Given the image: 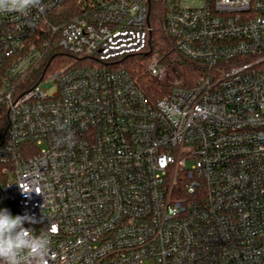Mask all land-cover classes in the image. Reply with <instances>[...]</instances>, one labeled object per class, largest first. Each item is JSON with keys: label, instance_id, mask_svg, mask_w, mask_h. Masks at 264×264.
Returning a JSON list of instances; mask_svg holds the SVG:
<instances>
[{"label": "built area", "instance_id": "built-area-1", "mask_svg": "<svg viewBox=\"0 0 264 264\" xmlns=\"http://www.w3.org/2000/svg\"><path fill=\"white\" fill-rule=\"evenodd\" d=\"M157 26L199 73L150 51L153 99L123 59ZM4 119L0 209L50 236L49 264H264V0L0 12Z\"/></svg>", "mask_w": 264, "mask_h": 264}, {"label": "clouds", "instance_id": "clouds-1", "mask_svg": "<svg viewBox=\"0 0 264 264\" xmlns=\"http://www.w3.org/2000/svg\"><path fill=\"white\" fill-rule=\"evenodd\" d=\"M41 2L0 0V12L27 15L31 9H39ZM26 222L31 223L26 215L14 216L7 208L0 209V264H49L50 236L24 227Z\"/></svg>", "mask_w": 264, "mask_h": 264}, {"label": "trees", "instance_id": "trees-1", "mask_svg": "<svg viewBox=\"0 0 264 264\" xmlns=\"http://www.w3.org/2000/svg\"><path fill=\"white\" fill-rule=\"evenodd\" d=\"M165 39L163 34H161L160 30L153 31L151 33V43L148 50L141 55L132 54L128 55L123 59V65L128 70V72L132 75V77L137 81V83L141 86V88L145 91V93L155 99L157 97L164 96L168 89L159 81H157L154 77L150 75L147 69V57L149 56L148 53L150 51H159L160 53L163 52V50L168 49L165 43ZM173 53H167L166 59L169 61H173L172 55ZM49 57L47 61L56 60H65L68 58L65 55H68L67 52H65L61 47L58 46L56 42L52 43L51 51L49 52ZM179 71L180 77L183 79V82L185 85L192 83V77L195 76V74L199 73V68L195 66L194 64H191L190 62L182 59L181 57L175 56V59L173 61ZM51 67V64L47 65V68L45 71H48ZM39 71V70H38ZM39 73V72H38ZM7 122L6 120L0 121V143L3 140V134L6 130Z\"/></svg>", "mask_w": 264, "mask_h": 264}, {"label": "rangeland", "instance_id": "rangeland-1", "mask_svg": "<svg viewBox=\"0 0 264 264\" xmlns=\"http://www.w3.org/2000/svg\"><path fill=\"white\" fill-rule=\"evenodd\" d=\"M158 29L160 30L161 34H163V36H164V33L162 32V30H161V28H160L159 26L156 27L155 31L158 30ZM164 39H165V41H166L165 43H166V46L168 47V49H167V51H166V50H163L162 55L165 56L167 53H169V54H170V53H173V54L170 55V56L172 57V60L174 61L175 56L179 57V55L173 52L172 47L170 46L169 42H167L165 36H164ZM65 56H66V55H65ZM149 57H150V55L147 57V58H148V59H147V63H148V61H149ZM182 59H183V58H182ZM166 60H167V59H166ZM70 61H72L71 58L68 57V58L65 60V57H64V60H58V61H55V66H54V67H60V66L64 65L65 63L68 64V62H70ZM173 61H169V60H167V62L171 64V67H172V69L175 71V73H176V71H177V73H179V71H178V69H177V67H176V65H175V63H174ZM170 77H171V76H170ZM164 83H168V80H167L166 82H164ZM163 85L165 86V84H163ZM56 91H57V88H56L55 86H51V87H49V89L47 90L48 94H50V95H53Z\"/></svg>", "mask_w": 264, "mask_h": 264}]
</instances>
